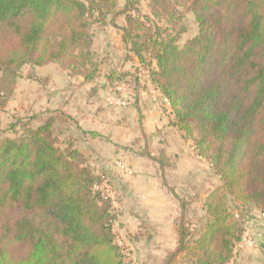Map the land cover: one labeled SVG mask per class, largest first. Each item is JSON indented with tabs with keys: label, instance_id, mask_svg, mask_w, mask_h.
<instances>
[{
	"label": "trees",
	"instance_id": "16d2710c",
	"mask_svg": "<svg viewBox=\"0 0 264 264\" xmlns=\"http://www.w3.org/2000/svg\"><path fill=\"white\" fill-rule=\"evenodd\" d=\"M142 1L0 0V112L26 65L54 63L93 83L99 63L90 17L116 26L125 15L126 58L147 68L169 101L171 125L221 177L200 225L188 224L177 196L176 246L156 264H230L244 233V213L230 209V198L264 215V0H148L162 24L142 14ZM188 13L198 28L181 42ZM137 75L129 81L138 90ZM70 119L47 108L14 136L0 134V264H127L114 230L119 214L96 189L101 174ZM151 158L162 170L171 165L162 149Z\"/></svg>",
	"mask_w": 264,
	"mask_h": 264
},
{
	"label": "crops",
	"instance_id": "0c3cea01",
	"mask_svg": "<svg viewBox=\"0 0 264 264\" xmlns=\"http://www.w3.org/2000/svg\"><path fill=\"white\" fill-rule=\"evenodd\" d=\"M122 25L116 22L115 26L107 22L99 27L95 39L99 42V48L101 47L100 57L104 68L115 69L124 73L127 79H135L138 73L132 76L133 72L129 71L133 66V69L138 70L143 67L136 56L132 59L126 58L127 49L123 32L119 28ZM105 73L107 72L103 74ZM130 73L132 75H128ZM137 76L139 88L135 100L122 107H113L106 103V96L111 90L107 88L106 83L96 84V80L102 75L93 83L85 84L82 77H73L79 80L78 84L82 87L90 85L85 100L77 103L81 107L77 119L82 130L87 131V134H81V137H86L85 140H88L100 161L112 162L106 165V172L115 178L114 181L117 182L119 178V182H122L119 185L123 194L120 212L127 228L132 234L142 231L151 241L169 244L174 242L168 244L165 257L176 246L178 239L176 220L180 216L181 208L175 196L181 191L188 198L194 195L195 193L190 192L198 185L197 181H206L204 175L210 173V166L206 162V167L205 159L198 155V160L191 151L189 152L188 148L193 147L191 141L185 139L181 132L171 125L169 101L154 89L149 75ZM96 86L98 88L93 94V87ZM65 102L66 100L63 104ZM66 106L63 107L64 110L67 109ZM91 132H96V137H93ZM161 149L171 162V165L163 170L160 164L151 158ZM118 161L130 167L132 173H126L118 166ZM208 180L207 190L212 186L210 178ZM127 195L130 200L133 198V201H129ZM207 195L205 192L200 197L203 210ZM259 226L263 229L264 222H260ZM262 254L253 256L250 263L244 258L241 264H264V253Z\"/></svg>",
	"mask_w": 264,
	"mask_h": 264
},
{
	"label": "rangeland",
	"instance_id": "374dc122",
	"mask_svg": "<svg viewBox=\"0 0 264 264\" xmlns=\"http://www.w3.org/2000/svg\"><path fill=\"white\" fill-rule=\"evenodd\" d=\"M124 3L125 0H119L120 7H123ZM141 11L142 14L149 15L153 22H159L160 24H162V22H160L157 17L151 14L150 9L148 7V0L142 1ZM97 18L98 15L96 13L92 17H90V22L92 23L91 28L95 40L94 47L97 49L95 50L97 53H95L98 56L96 59L99 63V76L102 75L101 78L99 77L96 80V84L98 85L106 83L107 88L113 90L116 83L129 79H127L126 75L124 73H121L120 71H117L115 69L106 70L104 68L105 66H103V61H101L100 57L101 47L99 48V42H97V40L95 39V37H97V31L100 27L96 23ZM142 20H144V18H142ZM109 21L110 19L108 20V22ZM116 22L126 24L125 15L118 16L116 18ZM184 24L186 26V31L182 35L181 42H183L189 37L194 36L198 28L192 13H188L186 15ZM133 68L134 66L131 68V71H129L133 72L132 76H135V74L137 73L143 76L148 74V70L145 67H143V69H141L140 71H137ZM104 72L107 73L103 74ZM131 74L132 73L128 75ZM112 77L116 78V82L111 81ZM130 80L132 79L130 78ZM78 83L79 80L77 78L69 77L66 71H64L57 64L54 63L42 67L30 65L24 66L22 68L21 75L18 78L17 88L14 94L12 95L7 107L0 112V118L2 123L0 134L14 136L16 134V131H21V122L25 121L31 114H34L35 112L41 110H45L47 108L63 109V107L67 105V109L65 110L68 113L70 112L69 114L72 116V119L67 122L72 124V127L70 129L76 133L75 135L77 136V143L88 157L91 166L95 169L97 174L104 173V175H106L108 179V183L112 187V200L114 203V207L119 214V220L115 222L114 230L117 235V242L123 248V251L125 253L127 264L159 263L164 257L167 246L171 245L174 242H170L169 244V242L167 243L161 241H151L146 238L147 234L142 233V231H137L136 233L132 234L129 228H127L126 221H124L122 213L120 212V207L123 206V194L121 193L119 185L122 184V182H119V178L117 182L114 181L115 178L109 173H107L105 169L106 165L111 164L112 162L110 160L100 161V159L97 158V153L93 152V149H91V145L88 140H85L86 137L83 139L81 137V134L83 133H80V131L77 129V125L79 124V121L77 119V113L81 108L80 105H78L77 103H80L81 101L85 100V95L88 92L87 88H90V85L82 87ZM65 100L66 102L63 104ZM67 122L64 124L60 123L63 124L62 126L65 129V133H67V130L70 131V129L68 128L70 124H67ZM12 124H19L17 125L14 131H12ZM188 150L189 152L191 151L190 153L196 157L197 152L195 151V149L192 150V146L189 147ZM206 162L210 166V173H206V175H204L206 179L205 182L202 179L199 182L197 181L198 185H196L194 187L195 189L190 192L195 194L191 195V197L188 198L187 195L181 191L177 195L179 198L183 199L186 202V219L188 221V224H190L192 227L200 225L201 221H203L205 218L206 211L205 209H202L200 197H202L205 192L209 193L212 189H214L221 183L220 175H218L214 171L210 163L205 159L204 163L206 167L208 166ZM209 178L212 186L207 190ZM172 182L173 181L171 180V183ZM172 186L175 185L172 184ZM169 187L170 186H168V188ZM99 190L103 192L102 188H100ZM177 196L175 197L177 198ZM131 197L133 196L131 195ZM192 197L193 199H191ZM127 199L129 201H133V198H131L130 200V197H128V195ZM229 206L230 209L233 210L235 213H239L241 211L244 213V230L248 228L256 241V246L253 248L251 247L248 249H240L236 246L234 258L230 264H241L244 261V258H246L247 263H250L251 258L253 256L262 254V252L264 253V250H262V247L264 245V228L262 229L259 226L260 222H264V215L261 214L256 207H245L241 203L234 202L232 198H230L229 200ZM178 219L176 220V224H178ZM247 259L250 261H248Z\"/></svg>",
	"mask_w": 264,
	"mask_h": 264
},
{
	"label": "built area",
	"instance_id": "2783aa9c",
	"mask_svg": "<svg viewBox=\"0 0 264 264\" xmlns=\"http://www.w3.org/2000/svg\"><path fill=\"white\" fill-rule=\"evenodd\" d=\"M137 89L136 85L129 80L116 83L115 87L109 94L106 96V102L108 105L113 107H122L127 106L134 101ZM194 150V147H192ZM198 157V155L196 154ZM125 172L131 174L132 170L122 161L117 162ZM103 189V194L106 197L113 199V191L111 185L108 183V179L104 173L101 174V184L96 186V189ZM256 246V241L253 238L250 230L247 228L244 230L243 236L238 243L237 247L240 249H248Z\"/></svg>",
	"mask_w": 264,
	"mask_h": 264
}]
</instances>
